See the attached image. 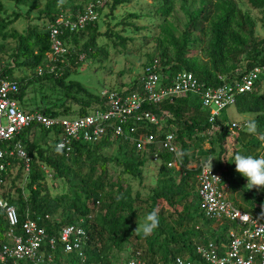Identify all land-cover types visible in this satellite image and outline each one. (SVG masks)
<instances>
[{"label": "trees", "instance_id": "1", "mask_svg": "<svg viewBox=\"0 0 264 264\" xmlns=\"http://www.w3.org/2000/svg\"><path fill=\"white\" fill-rule=\"evenodd\" d=\"M7 1L15 5L26 6L27 13H31L40 8L39 2L41 0ZM111 1V11H114L117 7L130 3L132 0ZM152 1L154 3L161 2L159 8L163 10L161 15L164 17H168L172 13L173 0ZM249 1L255 9H264V0ZM68 7H71L70 0H47L41 12L43 13L40 18L41 24L29 26L24 36H16L18 46L16 54L13 55L14 65L31 71L32 76L15 78L12 75L13 69L9 68L10 65L3 71V75L16 81L19 87L17 98L25 111H40L47 116L64 117L60 114L66 109L57 112L51 108L44 110H27V108H24L25 103L22 102L24 88L33 82L50 78L57 79L59 85L68 90L67 93H71L73 89H76L78 93L86 97L85 101H80L81 108L77 116L88 115L99 106V96L92 95L75 81H70L67 85L63 82L66 76L62 73L64 77H61L58 73L65 71V68H67L66 61L58 62L57 70L52 73L35 75V69L45 65V57L50 51V41L44 24L47 21H53L61 12L75 11V8H73L74 10H66ZM80 10H82V7L78 8V11ZM0 13L6 14V10L1 4ZM18 17L16 15L15 19ZM137 19L138 15L136 14H128L126 17L128 21ZM10 24L12 22L4 23V20H2L0 28L3 29ZM96 24L97 22L77 33L66 34L65 43L69 46V54L65 58L69 64L78 63L74 49L79 44L81 34L86 32L90 35L89 39L81 46L78 53H83L87 58L98 55L96 39L99 34L95 28ZM246 25L247 18L239 14L233 1L212 0L210 10L201 9L190 17L180 39L174 36L167 25L162 26L157 35L158 56L156 60L161 67L163 82L169 84L176 73L189 71L195 75L204 87H216L220 84L219 77H239L254 67L264 66V41L252 42V29H245ZM195 35L200 36V40L192 39ZM117 39L121 44L126 42L121 38ZM192 50H196L200 57L190 64L188 56ZM244 54L247 61L244 70L240 71V58ZM263 84L264 74L256 83L254 90L251 93L240 95L234 105L238 113L255 115L251 124L255 127V133L261 137H264V95L260 94L259 90ZM140 88L141 84L138 83L136 89L140 90ZM125 92L130 91L126 90ZM92 104L94 105L92 106ZM59 107L62 108L63 105ZM144 109L157 115L163 114L166 117L158 137L161 139L163 132H174L176 142L180 148L181 170L176 171L167 168L165 161H169L171 158L160 150L158 143L149 147L144 158H141L134 146L123 139H106L96 146L75 143L70 157L65 158L61 152L55 149V145L48 151L33 140L36 133H43L56 142V133L41 127H32L25 129L17 137L31 160L29 174L27 177L24 176L20 160L15 157L8 158L10 164L7 167L3 183L0 185V196L16 207L21 222L24 220L25 214L28 213L31 219L37 220L39 225L45 228L48 235L56 234L61 227L66 225H82L88 234V242L85 247L88 263L126 264L131 255L137 251L141 252L142 260L146 264H173V260L178 256L197 260L194 254L195 246L209 240L217 242L224 240L226 230V226H219L216 222L205 219L199 212L195 177L200 162L188 151L189 145L184 140L185 138L189 140L196 138L193 142L200 141L198 135L208 127V113L202 108L199 96L194 94L177 98L172 104L164 102L158 107L145 105ZM170 113L176 118H171ZM182 115L188 117L181 120ZM176 124L181 127H176ZM216 125L219 126V130L211 136L209 142L211 148L208 151L210 156H215L213 161L214 170L222 176L224 182L230 179L242 181V178L235 174L226 161V140L231 133L222 119H218ZM246 127L242 128L240 132H245ZM151 130L158 134L155 128ZM202 139L204 140V138ZM115 143H117V148L114 156L103 157L102 150L111 147ZM216 145L218 147L217 152H215ZM248 145L260 148L262 142L256 136H252ZM154 152L158 153L164 162L158 169L154 188L150 190L147 197L141 199L139 193H132L129 188H125L124 182L118 179L110 186L111 193L107 195V202H102V199L106 197L104 194L111 181L107 167L109 163H115V165L122 168L125 175H141L146 161L150 159ZM43 167L49 169L52 178L66 181L72 192L60 196H50ZM14 169L16 176L12 178L10 188L7 191L3 190L5 188L4 183L10 178L9 173ZM75 180H78V182H74ZM113 185L116 186L113 187ZM251 193L245 187V194L242 197L251 205L248 209L243 208L247 211L258 208L264 203V199L252 197ZM190 197L191 200L188 203ZM95 201H100V205L97 207L99 211L94 218L89 219L88 217L93 210L91 204ZM138 201L149 204V212L154 208H159L160 224L158 229L148 237H145L142 233L135 234L136 238L147 243L145 249L141 250L139 244H132L131 247L133 248L129 251L125 260L120 261L118 255L111 254L112 245H116V247L124 246L125 241L129 239V232L131 234L135 232L132 221L136 220L137 217L133 211V205ZM255 202L257 205L252 206ZM165 205L172 208L173 213L177 216L176 226L181 230L179 233L175 231L167 233V230L163 227L165 221L163 206ZM193 205L192 212H195L202 220V225L198 230H196L198 222L193 218L190 210ZM45 216H49L50 219L46 220ZM6 230L7 222L3 211L0 210V245L5 241ZM203 231H206V235ZM56 257L57 264H67L73 259L70 255H64L60 249L57 251Z\"/></svg>", "mask_w": 264, "mask_h": 264}, {"label": "built area", "instance_id": "2", "mask_svg": "<svg viewBox=\"0 0 264 264\" xmlns=\"http://www.w3.org/2000/svg\"><path fill=\"white\" fill-rule=\"evenodd\" d=\"M108 0H91L76 13L61 12L53 21L44 24L50 41V51L45 65L35 69V75L52 73L60 61L69 54L65 43L67 33H77L99 18V11ZM15 67L11 62L9 68ZM0 67V185L9 166L8 158L15 157L22 162L24 176H28L31 160L17 137L27 128L41 127L56 133L55 149L69 158L75 143L88 146L99 145L109 139H123L134 146L139 157L144 158L149 147L158 143L160 150L170 156L165 161L167 168L181 170L180 148L174 132H163L166 117L144 109L145 105L160 106L188 94L198 95L202 108L208 113L206 130L198 137L210 145V138L219 130L216 125L220 115L235 105L236 99L251 93L264 74V66L254 67L239 77H219L216 87H204L192 72L176 73L169 84L163 82L161 67L155 59L145 65L140 79V90L132 92L104 90L99 96L97 109L85 116L51 117L40 111H25L17 98L19 87L15 80L3 75ZM230 133L240 131L246 124L226 123ZM155 128L156 132L151 129ZM173 128V127H171ZM163 159L156 152L144 165L155 176ZM47 180L52 178L48 168L43 167ZM216 176V177H215ZM219 177V178H217ZM198 208L201 215L221 226H226L225 238L221 241H206L196 245L197 260L189 257H175L173 264H264V203L253 210H244L231 201L229 187L210 163H200L195 177ZM100 201L91 204L97 208ZM0 210L7 222L5 241L0 245V264H57V251L73 259L67 264L88 263L85 247L88 234L82 225H66L56 234L48 235L37 220L28 213L21 222L14 205L0 196ZM91 219V216L88 217ZM49 220V216H45ZM81 222V221H80ZM65 263V261H63ZM126 264H146L140 251L131 255Z\"/></svg>", "mask_w": 264, "mask_h": 264}, {"label": "rangeland", "instance_id": "3", "mask_svg": "<svg viewBox=\"0 0 264 264\" xmlns=\"http://www.w3.org/2000/svg\"><path fill=\"white\" fill-rule=\"evenodd\" d=\"M47 0H41L39 2L40 8L38 10L27 13V7L22 5H15L7 0H0V4L6 10V14L0 13V23L4 20V23L12 22V24L1 29L0 28V67L7 68L14 62L13 55L16 54L18 46V38L16 36H24L29 26H36L41 24L42 10ZM67 1V0H64ZM91 0H70L71 7L66 8L70 13L78 12V8H83ZM234 2L239 14L247 18V25L245 29H252L251 41L254 43L264 41V9H255L249 0H231ZM212 0H173L172 13L168 17L161 15L163 11L159 8L161 2H153L152 0H132L130 3H126L117 7L114 11H111L112 1L108 0L106 5L100 10L99 18L96 24V30L99 36L96 39V49L98 55L96 57L87 58L83 53H78L81 46L89 39V34L86 32L81 34L79 44L74 53L77 54V61L74 65L67 64L65 71L59 72L61 77H65L63 82L66 85L70 81H75L80 84L84 89L94 96H100L104 90H116L132 92L137 90L138 83L143 75L144 67L147 63L155 60L158 56L157 48V35L162 26L167 25L169 30L173 32L177 39H180L182 32L184 31L188 20L192 15L201 9L206 11L211 9ZM128 14L138 15L137 20H126ZM19 17L15 19V16ZM164 20H166L164 22ZM115 34V35H109ZM109 35V36H108ZM117 38H121L126 42L124 44L119 43ZM194 40H200V36L195 35L192 37ZM196 46V44H195ZM189 63L192 64L196 59H199L200 55L196 50H192L188 56ZM246 55H242L240 58V71L244 70L246 64ZM82 64V65H80ZM62 73L64 76H62ZM13 77L23 78L29 75L32 76V72L21 69L19 67L13 68ZM54 79V80H53ZM23 101L24 108L27 110H44L51 108L54 111L61 112L66 109L61 116L75 117L78 115L81 108L80 101H85L86 97L81 93H78L76 89H73L71 93H67L68 90L64 86L59 85L57 79H43L38 82H33L29 86L24 88ZM259 93L264 95V84L259 90ZM63 105L62 108L59 106ZM94 104H92L93 106ZM171 118L176 117L170 113ZM225 123L237 122L240 124H246L245 132H232L226 140V161L228 166L232 168L235 174L242 178V181L232 179L225 181L229 187L228 195L231 201L235 202L241 209H248L251 207L245 199L242 197L245 194V187L248 189L247 179L240 173L236 172L234 164V155L251 154L253 156H264V137L255 133V127L251 124L255 118L251 113H238L234 106L229 107L220 115ZM187 115H182L181 120L187 118ZM220 117V118H221ZM247 118V119H246ZM244 120V121H243ZM180 128L178 124L175 125ZM252 136H256L261 142L260 148L250 147L248 142ZM200 141L193 142L194 139L184 140L189 145L188 151L199 160L200 163H210L212 160V168L215 169L213 161L215 156L208 153L210 145L198 137ZM214 139V138H213ZM40 147L50 151L54 145L55 140L49 137L47 134L36 133L33 137ZM117 148V143L111 147L104 148L101 152L102 156L109 158L114 156ZM218 151L216 145L215 152ZM211 165V164H210ZM109 176L111 181L105 192V198L102 202H107V195L111 193L110 186L120 179L125 184V188H129L132 193H139L141 199L147 197L150 194V190L154 188L156 176L149 166L142 169V173L135 176L125 175L122 172V168L115 165V163H109L107 165ZM10 178L6 180L5 188L8 190L11 185V180L16 176L15 169L10 173ZM74 182H78L75 180ZM47 190L50 196H60L65 193H71L72 189L69 184L60 179H50L46 181ZM116 185H113L115 187ZM2 190V189H1ZM252 197L257 199H264V188H251ZM191 197L188 199L190 202ZM257 205L256 202L252 205ZM164 207L165 219L163 227L168 232H180L181 230L176 226L177 216L173 213L172 208L168 206ZM150 205L142 201L135 202L133 205V211L136 214L137 219L132 221L135 229L144 222L146 215L149 213ZM194 205L190 208L193 218L198 222V230L202 225V220L195 212H192ZM99 211V208H93L91 212V218H94ZM181 211V210H179ZM161 217V215H159ZM221 226V224H218ZM206 235V231H203ZM140 234L135 231L133 234L129 232L128 237L123 244L124 246L116 247L112 245V253L119 256V260L123 261L132 250V244H139L140 249L144 250L147 243L134 235Z\"/></svg>", "mask_w": 264, "mask_h": 264}, {"label": "clouds", "instance_id": "4", "mask_svg": "<svg viewBox=\"0 0 264 264\" xmlns=\"http://www.w3.org/2000/svg\"><path fill=\"white\" fill-rule=\"evenodd\" d=\"M212 160L210 161L211 169ZM234 164L236 172L247 179L246 186H248V189L253 187L264 188V156L257 157L251 154L237 153L234 155ZM159 224V208L157 207L146 215L142 225L136 227L135 231L148 237L158 229Z\"/></svg>", "mask_w": 264, "mask_h": 264}, {"label": "crops", "instance_id": "5", "mask_svg": "<svg viewBox=\"0 0 264 264\" xmlns=\"http://www.w3.org/2000/svg\"><path fill=\"white\" fill-rule=\"evenodd\" d=\"M221 119H222V117H221ZM247 119V118H246ZM244 121V120H243Z\"/></svg>", "mask_w": 264, "mask_h": 264}]
</instances>
